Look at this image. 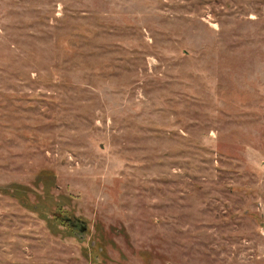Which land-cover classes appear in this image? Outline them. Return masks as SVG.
<instances>
[{"label":"rangeland","instance_id":"1","mask_svg":"<svg viewBox=\"0 0 264 264\" xmlns=\"http://www.w3.org/2000/svg\"><path fill=\"white\" fill-rule=\"evenodd\" d=\"M0 264H264V0H0Z\"/></svg>","mask_w":264,"mask_h":264},{"label":"flooded vegetation","instance_id":"2","mask_svg":"<svg viewBox=\"0 0 264 264\" xmlns=\"http://www.w3.org/2000/svg\"><path fill=\"white\" fill-rule=\"evenodd\" d=\"M71 223V222H70ZM72 224H73V227H75V228H77V229H79V231L81 230V228L83 227L80 223H78V222H72ZM81 232V231H80Z\"/></svg>","mask_w":264,"mask_h":264},{"label":"water","instance_id":"3","mask_svg":"<svg viewBox=\"0 0 264 264\" xmlns=\"http://www.w3.org/2000/svg\"><path fill=\"white\" fill-rule=\"evenodd\" d=\"M70 222V221H69ZM78 223H80V224H83V227H82V229H81V232L82 233H85V231H87V227L84 225V223H82V222H80V221H77Z\"/></svg>","mask_w":264,"mask_h":264}]
</instances>
